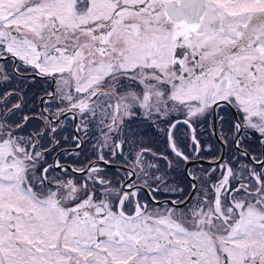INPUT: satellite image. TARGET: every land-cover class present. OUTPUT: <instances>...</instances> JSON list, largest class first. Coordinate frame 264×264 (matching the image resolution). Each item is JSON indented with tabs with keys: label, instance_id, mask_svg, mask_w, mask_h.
Returning a JSON list of instances; mask_svg holds the SVG:
<instances>
[{
	"label": "snow or ice",
	"instance_id": "1",
	"mask_svg": "<svg viewBox=\"0 0 264 264\" xmlns=\"http://www.w3.org/2000/svg\"><path fill=\"white\" fill-rule=\"evenodd\" d=\"M0 264H264V0H0Z\"/></svg>",
	"mask_w": 264,
	"mask_h": 264
}]
</instances>
